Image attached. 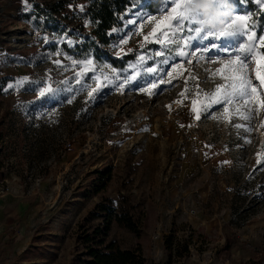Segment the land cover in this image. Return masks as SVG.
<instances>
[{
    "label": "rangeland",
    "instance_id": "obj_1",
    "mask_svg": "<svg viewBox=\"0 0 264 264\" xmlns=\"http://www.w3.org/2000/svg\"><path fill=\"white\" fill-rule=\"evenodd\" d=\"M173 2L135 5L95 53L73 50L91 29L75 0H0V198L28 204L0 264H80L101 204L137 224L109 239L147 264H264V0H231L247 35L178 25ZM236 60L248 95L226 98Z\"/></svg>",
    "mask_w": 264,
    "mask_h": 264
},
{
    "label": "trees",
    "instance_id": "obj_2",
    "mask_svg": "<svg viewBox=\"0 0 264 264\" xmlns=\"http://www.w3.org/2000/svg\"><path fill=\"white\" fill-rule=\"evenodd\" d=\"M149 1L148 8L155 7L161 0H75V17L80 22L86 21L91 29L87 32V40L74 47V51H79L86 46H90L95 53H99L100 47L109 46L115 39L112 31L121 27L127 18L128 11L135 5ZM80 3V6H77ZM64 5V1L54 5H48L49 9H59ZM38 3L30 13L25 14V18L43 17V11ZM30 20V19H29ZM87 51V50H86ZM3 139V131L0 129V143ZM3 169V161L0 159V171ZM97 212L103 214V222L96 226L80 225L82 231L79 241L82 246V256L80 264H147L140 247L135 249H124L116 241L109 239L110 226L113 220L129 230L138 232L139 228L131 219L123 221V216L114 214V208L98 205Z\"/></svg>",
    "mask_w": 264,
    "mask_h": 264
},
{
    "label": "snow or ice",
    "instance_id": "obj_3",
    "mask_svg": "<svg viewBox=\"0 0 264 264\" xmlns=\"http://www.w3.org/2000/svg\"><path fill=\"white\" fill-rule=\"evenodd\" d=\"M188 0H179V2H177V0H174L173 4L175 5V7L173 8V12L172 14L167 18L168 20L171 19H176V22L178 25H180V21L184 20L186 21L188 19V15L186 12V4H187ZM250 19V17L247 16H237L235 18V21L232 22L231 24H229L227 26L228 29H231L233 27H238L242 30H244L245 34L247 35V31L246 28L249 27L247 24V21ZM197 32L199 31V29L196 30ZM220 35H224V32H221ZM172 40L175 41V30H173L172 34H171ZM189 39L187 40L186 44L189 43ZM239 51L241 52H251L252 49H243L240 48ZM177 55H185V53L183 51H177ZM243 67V65L241 64V62L239 60L230 62L229 65L226 66V71L228 73H231L230 78L232 79L233 83L231 85H229V87H231L233 89L232 93H225V97H233L235 99H240L243 98L245 96L248 95V84L247 81L245 79H243L242 77L239 76L238 72H239V68ZM218 73H221V70H218ZM225 78H229V77H225ZM219 91V89H218ZM217 103L220 102V100L216 101ZM230 102V101H229ZM195 103V102H194ZM195 110V109H194ZM247 119H250V115L248 117H245Z\"/></svg>",
    "mask_w": 264,
    "mask_h": 264
},
{
    "label": "clouds",
    "instance_id": "obj_4",
    "mask_svg": "<svg viewBox=\"0 0 264 264\" xmlns=\"http://www.w3.org/2000/svg\"><path fill=\"white\" fill-rule=\"evenodd\" d=\"M231 6V0H188L185 10L198 29L222 31L228 25L225 17Z\"/></svg>",
    "mask_w": 264,
    "mask_h": 264
},
{
    "label": "crops",
    "instance_id": "obj_5",
    "mask_svg": "<svg viewBox=\"0 0 264 264\" xmlns=\"http://www.w3.org/2000/svg\"><path fill=\"white\" fill-rule=\"evenodd\" d=\"M24 10V9H23ZM27 11V10H25ZM12 196H4L0 198V255L5 254L4 249H7L5 245H2V239L7 235V231L9 229H13L10 233L13 238V243L10 244L8 248H10L7 252H11V250H19L22 247L20 236L23 232V225L20 222L15 221L14 223H10L11 217H18L26 210L28 204L19 203L16 206V203L13 202ZM16 202V200H15ZM18 203V202H17ZM18 214V215H17ZM17 215V216H16ZM8 240V239H7ZM18 241V242H17ZM17 242V243H16Z\"/></svg>",
    "mask_w": 264,
    "mask_h": 264
},
{
    "label": "bare ground",
    "instance_id": "obj_6",
    "mask_svg": "<svg viewBox=\"0 0 264 264\" xmlns=\"http://www.w3.org/2000/svg\"><path fill=\"white\" fill-rule=\"evenodd\" d=\"M159 125L157 124V127H158ZM165 142V141H164Z\"/></svg>",
    "mask_w": 264,
    "mask_h": 264
},
{
    "label": "built area",
    "instance_id": "obj_7",
    "mask_svg": "<svg viewBox=\"0 0 264 264\" xmlns=\"http://www.w3.org/2000/svg\"><path fill=\"white\" fill-rule=\"evenodd\" d=\"M191 241H192V239H191ZM187 246H189V245L187 244Z\"/></svg>",
    "mask_w": 264,
    "mask_h": 264
}]
</instances>
